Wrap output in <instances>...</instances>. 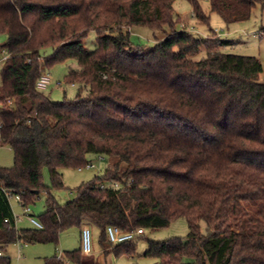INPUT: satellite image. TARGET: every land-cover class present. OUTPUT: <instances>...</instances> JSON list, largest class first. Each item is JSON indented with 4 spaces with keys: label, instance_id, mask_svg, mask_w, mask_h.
Wrapping results in <instances>:
<instances>
[{
    "label": "trees",
    "instance_id": "obj_1",
    "mask_svg": "<svg viewBox=\"0 0 264 264\" xmlns=\"http://www.w3.org/2000/svg\"><path fill=\"white\" fill-rule=\"evenodd\" d=\"M186 1L208 24L204 1ZM175 2L0 0V33L7 36L0 145L15 157L12 167H0V252L17 243L58 244L64 231L89 225L99 230L105 255L131 257L135 240L113 246L109 226L163 229L184 218L186 238L150 241L144 255L161 264H264L263 64L220 52L226 39L180 32ZM207 2L228 24L264 9V0ZM142 29L153 32L152 45L132 40L130 31ZM92 31L94 51L84 42ZM69 60L78 68L65 81L80 92L53 101L37 82ZM91 154L116 163L60 204L53 193L65 187L60 170L86 167ZM3 188L23 191L25 206L46 193L42 230L16 229ZM0 264L12 263L1 256ZM44 264L105 263L80 247Z\"/></svg>",
    "mask_w": 264,
    "mask_h": 264
},
{
    "label": "rangeland",
    "instance_id": "obj_2",
    "mask_svg": "<svg viewBox=\"0 0 264 264\" xmlns=\"http://www.w3.org/2000/svg\"><path fill=\"white\" fill-rule=\"evenodd\" d=\"M203 1V8L206 13L210 15L209 23H199L198 20L193 17L192 6L188 1L176 0L174 9L176 14L180 16V24L187 23L194 26L199 32L206 35V38L204 39L203 37H200L203 40H231L230 43L220 48V52L225 54L257 57L262 62L264 68V34L262 33V28L264 27V9L261 6H257L249 20L228 24L219 14L211 13L207 0ZM210 29H212V31ZM218 34H221V36ZM254 34H257V36H254ZM131 36L132 40L138 44L152 45L154 43L153 32L148 29L135 30ZM96 38V33L92 31L84 41L86 47L90 51H94L96 48ZM6 41L7 36L0 33V73L5 62V57L7 56V53L1 48V46L4 45ZM205 55L206 51L203 49L194 59L200 60ZM70 68H78L77 62L69 60L64 63L56 64L47 71L46 74L50 77L53 85L45 90L44 93L50 96L53 101L59 102L63 101L65 98L72 99L80 92L79 86L69 85L65 81V77ZM260 79L261 81H264V71L261 74ZM59 83L60 85H58ZM82 93L86 94L87 89L82 90ZM87 159L89 163L95 164L96 167H82L81 171L79 168H64L60 170L63 175L65 187L64 189L53 191L60 204H65L75 199L77 196L76 190L81 185L91 182L97 176L103 175L107 168L116 163V159L114 158L103 157L100 159V156L92 154L88 155ZM14 163L15 157L11 148L7 145H0V167L10 168ZM43 177L45 186L51 188L48 169H44ZM46 199V193H42L37 200L30 205L32 214L38 220L46 211ZM12 209L15 215H23V210L17 203L12 204ZM31 227L32 225L25 218L19 220V229ZM91 229L93 235V249L94 252H97L101 249L99 245L100 232L94 230L93 227ZM144 231L145 235L136 238L135 240L137 245L136 253L131 257L124 255L116 258L112 255V264H161L158 259L146 257L144 255L147 251L148 243L150 241L163 242L176 237L186 238L190 233V226L186 219L180 218L167 228L146 229ZM200 232L202 235L208 234L209 231L206 220L200 222ZM19 247V244H11L4 249H1V253L5 254V257L11 258L12 264H18V261L20 264H44L45 258L54 257L56 255L60 257L67 251H73L81 247L80 230L78 228H71L64 231L59 237L58 244L37 243L30 244L26 247L23 246L20 251L21 256L19 255Z\"/></svg>",
    "mask_w": 264,
    "mask_h": 264
},
{
    "label": "built area",
    "instance_id": "obj_3",
    "mask_svg": "<svg viewBox=\"0 0 264 264\" xmlns=\"http://www.w3.org/2000/svg\"><path fill=\"white\" fill-rule=\"evenodd\" d=\"M193 17L195 18L194 13H193ZM178 30L180 32H186V33L193 34L199 38L200 37H203V39L206 38V35L202 34L194 26L189 25L187 23H181L180 26L178 27ZM130 32H131V34H133L132 31H130ZM218 35L221 36V34H218ZM254 36H257V34H254ZM51 84H52V81H51L50 77H48L47 74H44L38 80L37 88L39 90L45 91L51 86ZM58 85H60V83ZM9 104H12V102L9 101ZM101 158H103V157L100 156V159ZM86 167H92V168L94 167L95 168L96 165L92 164V163H88ZM79 170L81 171L82 168H80ZM113 187L118 188L119 184L114 183ZM102 188H104V186H102ZM3 192L6 196V198L8 199L11 207H12L13 203H17L19 206H21V208L23 210L22 216L15 215L14 211H13V220H14V225H15L16 229H19L18 224H19V220L21 218H25L36 229L42 230L44 228L43 224L38 219H36L34 217V215L32 214L30 206L24 205V202L22 200V195L24 194L23 191H14L12 189L3 188ZM5 222L9 223V219H6ZM91 228H92L91 226L85 225L81 231V248H82V252L85 256H91L94 253L93 235H92V229ZM107 234H108L109 241L111 242V244L113 246H115L119 243H123V242H127V241H134V240H136V238L144 236L145 231L143 229H137L134 232H125L118 227L109 226L107 228ZM17 244L20 245L19 253H20L21 249L23 248V246L24 247L28 246V244H26V243H17ZM1 256H2V253L0 252V257ZM62 256H63V254L59 258H62Z\"/></svg>",
    "mask_w": 264,
    "mask_h": 264
},
{
    "label": "crops",
    "instance_id": "obj_4",
    "mask_svg": "<svg viewBox=\"0 0 264 264\" xmlns=\"http://www.w3.org/2000/svg\"><path fill=\"white\" fill-rule=\"evenodd\" d=\"M206 2V1H205ZM182 18H184V17H182ZM228 42H231V40H228V39H226ZM6 58H7V56L5 57V60H6ZM0 83H1V78H0ZM52 85H53V82H52V84H51V86L50 87H52ZM63 205V204H62ZM31 228H33V226L31 227ZM80 230V229H79ZM94 230H97L98 232H99V230L98 229H95L94 228ZM81 231L82 230H80V239H81ZM80 248V247H79ZM78 249V248H77ZM76 250V249H75ZM28 253H30V252H28ZM19 255H20V253H19ZM95 257H96V259L100 262V263H105V264H112V261H111V256H112V254H109V255H105V253L103 252V250L102 249H100L99 251H97V252H94V254H93ZM21 256V255H20ZM29 256V255H28ZM2 257H5V254H3L2 253ZM7 258H9V257H7ZM25 258H26V256H25ZM10 260H11V258H9ZM46 259V258H45ZM11 263H12V261H11ZM18 264H20L19 263V261L17 262ZM44 263H45V261H44Z\"/></svg>",
    "mask_w": 264,
    "mask_h": 264
}]
</instances>
